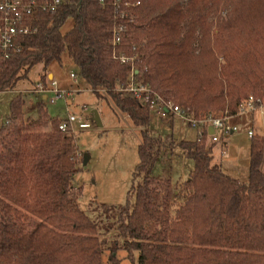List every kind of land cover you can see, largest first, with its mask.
<instances>
[{"label": "trees", "instance_id": "16d2710c", "mask_svg": "<svg viewBox=\"0 0 264 264\" xmlns=\"http://www.w3.org/2000/svg\"><path fill=\"white\" fill-rule=\"evenodd\" d=\"M61 1L56 12L27 18L30 32L7 52L0 48V93L68 52L92 92L141 128L136 201L103 206L116 213L129 258L264 264V136L252 138L248 182L214 163L207 134L172 139L194 162L187 181L156 178L151 108L126 92L134 68L140 84L197 117L238 116L250 97L264 103V0ZM70 18L74 26L63 33ZM24 105L23 95L14 98L0 128V264H103L99 226L80 209L82 188L73 186L81 171L76 137L60 130L64 120L51 118L44 102L36 117ZM110 262L119 264L116 250Z\"/></svg>", "mask_w": 264, "mask_h": 264}, {"label": "rangeland", "instance_id": "374dc122", "mask_svg": "<svg viewBox=\"0 0 264 264\" xmlns=\"http://www.w3.org/2000/svg\"><path fill=\"white\" fill-rule=\"evenodd\" d=\"M73 26L74 19L70 18L63 26L62 32H69ZM50 72L54 73L56 81H59V89L70 93V96L52 104L50 99L53 96L49 94V101H46L49 115L53 119L63 120L70 115L78 117L74 125V135L80 150L81 171L75 176L73 186L82 188V196L78 201L80 209L99 226V237L105 249L103 264H112L110 259L114 250L119 264H139L138 254L135 253L134 259L131 260L125 250V239L120 236L118 230L120 223L116 213H108L103 206L120 208L126 206L128 202L133 205L136 201L134 196H130V192L133 185L137 184L134 172L140 163L141 128L135 126L111 101L100 100L92 92L87 83L79 77L78 68L68 52L63 54L60 62H53L47 70L43 64L34 67L28 79L18 84L16 92L0 93V128L10 117L11 102L20 95L17 91L25 88L35 90L40 83L41 75ZM72 74L76 75V79L71 77ZM47 82L50 84L51 80L47 78ZM25 98H29L26 103L28 115L36 117L34 106L41 97L27 93ZM30 100L33 101V107ZM262 106L264 108L263 104L258 110ZM85 108L88 111L83 113ZM95 111L99 113L102 127L94 120ZM217 114L218 117H224L221 115L223 113ZM250 114L241 115L242 118L237 122L230 121L232 126L238 128L235 135L222 136L220 132L219 143L214 144L211 138L207 142L208 146H215V162L225 165L224 173L239 178L242 182L249 180L248 162L251 145L249 135L252 133L250 131L254 127L255 132L262 134L264 130V110L257 111L255 119H251ZM81 123H87L90 127L81 130ZM150 128L154 138L152 154L156 159L152 175L156 178L168 177L175 184L187 181L194 170V162L185 158L177 145L173 146L172 139L177 137L179 141H197L198 131L177 117L174 121L173 118L161 120L156 111L151 112ZM262 128L263 130H260ZM225 143L228 150L224 147ZM225 150L228 152L227 156H223ZM85 155L90 157L86 166L82 164Z\"/></svg>", "mask_w": 264, "mask_h": 264}, {"label": "built area", "instance_id": "2783aa9c", "mask_svg": "<svg viewBox=\"0 0 264 264\" xmlns=\"http://www.w3.org/2000/svg\"><path fill=\"white\" fill-rule=\"evenodd\" d=\"M101 3L105 5L106 0H101ZM61 4V0H0V48L7 52L13 46L14 39L19 34H28L30 32L29 28H24L22 25L27 18L37 11L54 13L58 10ZM122 16H125L124 13H122ZM123 32V27L117 28L114 31V46L117 47L121 45V36ZM120 60L123 63L129 61L133 62V59L124 56H122ZM137 73L138 72L133 68L131 82L126 89V92H128L134 99L140 101L143 106H149L151 111H156L161 120L177 117L184 124L197 130L199 138L204 134H207L208 139L211 138L214 144L220 142V132H222V136H224V134L231 135L238 131L237 127L230 124V117H218L213 114L197 117L194 113L185 111L173 102L165 100L154 93L150 87L140 84L135 78ZM71 77L76 79L75 74H72ZM32 93L40 96L52 94L53 97L50 99V103L52 104L70 96V93L60 90L58 83L54 80H51L48 85L43 82L38 83ZM263 104L264 103L261 100L250 97L241 106L239 115L255 112ZM87 111L88 110L85 108L83 113H86ZM77 121V116L70 115L64 120V122H62L60 130L63 132L70 130L72 133H75L74 125ZM89 127L90 125L87 123L80 124L81 130L88 129ZM211 128L214 130L213 134H209ZM250 135L253 136V133H250Z\"/></svg>", "mask_w": 264, "mask_h": 264}, {"label": "crops", "instance_id": "0c3cea01", "mask_svg": "<svg viewBox=\"0 0 264 264\" xmlns=\"http://www.w3.org/2000/svg\"><path fill=\"white\" fill-rule=\"evenodd\" d=\"M30 74V73H29ZM46 75V78H44V76ZM47 78H49L50 80H54V81H56V77H55V75H54V73H52V72H50V73H48V74H44V75H41V80H40V82H43V83H45V84H47L48 85V82H47ZM28 79V78H27ZM21 82V81H20ZM19 82V83H20ZM57 83H58V86H59V81H56ZM18 83V84H19ZM18 84H17V86L15 87V89L14 90H12V91H8V92H11V93H14V92H16V90H17V87H18ZM30 89H28V88H25V89H21V90H18L17 92L20 94V95H23L24 96V100H25V105H24V111H25V113L28 115V113H27V111H26V103H27V100L29 99V98H25V94H27V93H29V94H33L32 93V91L33 90H30ZM8 92H4V93H8ZM24 92H26V93H24ZM33 95H36V94H33ZM49 95V94H48ZM48 95H44V96H40L41 97V100L39 101H37V103H36V105L34 106L35 107V110H36V108H37V105L40 103V102H44L45 104H46V101H49V99H48ZM30 104H31V106L33 107V101H31L30 100ZM259 110H264V108H261V109H259ZM259 110H257V111H259ZM257 111H255V112H253V113H251L250 115V117H252L251 119H255L254 117H255V114H256V112ZM33 117V116H32ZM242 117H241V115H238V116H235V117H232L231 119H230V121H232V122H237V121H239L240 119H241ZM175 120V118H173V121ZM255 130L256 129H254V127H253V129L250 131V132H252L253 133V136H251V135H249V137H250V140H251V143H252V138L253 137H255V136H257V135H259V136H264V130H263V128L262 129H260V130H263L262 131V134H258L257 132H255ZM236 133V132H235ZM235 133L234 134H231V136L232 135H235ZM178 142H180L179 141V138L178 139H176ZM215 147V146H214ZM224 147H225V149H227L228 148V145H227V143H225V145H224ZM228 150V149H227ZM173 154H171V156H172ZM228 155V152L225 150L224 151V154H223V156H227ZM213 156H214V150H213ZM250 157H251V145H250ZM166 160V159H165ZM214 163L215 164H217V165H219V166H221V168H222V170L224 171V168H225V165L223 164V163H221V164H219V163H216L215 162V157H214ZM248 169H249V172H250V158H249V162H248ZM229 176V175H228ZM190 177V176H189ZM231 177V176H230ZM166 178H168V177H166ZM233 178V177H232ZM168 179H170V178H168ZM189 179V178H188ZM235 179H237V180H240L239 178H235ZM241 181V180H240ZM244 182V181H243Z\"/></svg>", "mask_w": 264, "mask_h": 264}, {"label": "water", "instance_id": "95a60500", "mask_svg": "<svg viewBox=\"0 0 264 264\" xmlns=\"http://www.w3.org/2000/svg\"><path fill=\"white\" fill-rule=\"evenodd\" d=\"M94 120L96 121L98 126L102 127V121H101V118H100L99 113L97 111L94 112ZM213 133H214V130L211 128L209 130V134H213ZM176 139H178V138L176 137ZM89 158L90 157L87 155L84 156V165L85 166L88 164Z\"/></svg>", "mask_w": 264, "mask_h": 264}]
</instances>
